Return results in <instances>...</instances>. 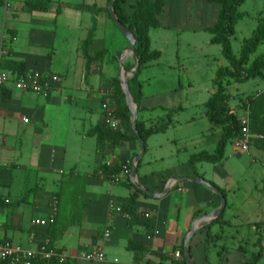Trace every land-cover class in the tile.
<instances>
[{
	"label": "crops",
	"instance_id": "0c3cea01",
	"mask_svg": "<svg viewBox=\"0 0 264 264\" xmlns=\"http://www.w3.org/2000/svg\"><path fill=\"white\" fill-rule=\"evenodd\" d=\"M30 1L0 0V72L11 75L0 85V243L36 249L47 242L67 251L69 264H183L181 249L186 251V240L196 227L188 243L194 264H264V150L252 142L250 152H242L231 142L233 152L226 147L221 163L196 164L200 177L190 167L192 155L214 154L222 137V128L210 122L206 106L216 92L217 70L228 66L222 48L223 58L198 55L209 66L206 86L198 88L196 62L181 52L179 41L172 60H166L169 33L177 30L170 18L179 4L168 6L164 0L161 26L150 29L151 47L162 57L129 77L138 121L144 131L156 129L138 163V181L147 190L139 188V193L124 169L116 176L100 174L103 166L124 168L129 162L134 166L142 145L133 128V114L131 124L120 127L129 140H109L100 151L97 137L88 135L105 127L106 100H112L116 109L120 106L114 93L116 80L123 71L136 68L132 56L121 64L130 42L123 33L117 36L106 9L108 0H43L52 2L47 12L34 10ZM133 3L126 1L128 12ZM94 16L98 26L91 55L107 50L108 35L116 45L112 57L94 62L87 76L82 45ZM215 21L194 24L189 30L195 35L208 33L205 28ZM161 35L164 44L158 40ZM72 42L75 55L68 53L66 72L56 73L53 60L58 49L71 47ZM211 45L209 34L204 49ZM190 47L201 52L196 44ZM77 57L84 59L80 75L72 68ZM15 64H24L25 74L57 75L60 82L47 96L23 92L16 88L17 75L11 72ZM253 80L255 87L247 92L261 94L264 79ZM108 89L112 96H106ZM230 94L232 113L240 118L238 99ZM241 154L250 159L244 169ZM19 178L24 188L16 187ZM187 178L204 179L225 192L227 206L220 217H210L222 205L219 195L209 185ZM171 180L176 181L163 195ZM133 194L136 212L130 215L124 206ZM35 220L42 225H34ZM97 248L105 253L103 261L82 258V253ZM178 251L181 258L175 256Z\"/></svg>",
	"mask_w": 264,
	"mask_h": 264
},
{
	"label": "trees",
	"instance_id": "16d2710c",
	"mask_svg": "<svg viewBox=\"0 0 264 264\" xmlns=\"http://www.w3.org/2000/svg\"><path fill=\"white\" fill-rule=\"evenodd\" d=\"M112 0H108L107 12L113 20L109 5ZM127 0H116L114 10L120 22L130 30L136 37V56L140 62L138 73L145 67L152 65L162 57V52L154 50L151 47L150 29L161 26L160 16L163 14L166 3L164 0H135L132 11L128 12L124 6ZM218 5V13L215 24L205 28V31L211 35V44L220 45L222 55L228 62V66L220 67L215 75L213 84L216 87V92L207 102L208 115L210 122L223 130L221 140L218 143L216 152L210 154L206 151L194 154L190 158V167L194 176L200 177L196 171V164L200 162L221 163L225 159L226 147L239 136L241 132L240 118L232 113L230 105L232 95L228 92L227 87L231 83L243 84L252 79H264V53H258L259 48L264 44V11L259 18L257 28L252 32L251 36L243 40L239 55L235 54L232 40L236 35V26L239 20L248 17L247 13H241L239 8L246 0H209ZM29 4L36 11L47 12L52 8L51 1L31 0ZM58 9V13H60ZM114 21V20H113ZM115 23V22H114ZM116 25V23H115ZM97 18L93 17V27L90 30L88 38L82 45L84 58L87 61V76L91 73V66L104 58L107 50L100 51L95 55H91L90 46L92 45L97 31ZM118 28V26L116 25ZM119 29V28H118ZM12 68L13 75L20 77L25 75L24 64H15ZM114 93L120 102L116 113L122 125L132 122V112L126 100L120 79H117L114 85ZM248 101L250 105L251 117V133L256 136L253 142L257 147L264 150V91L261 94L249 95ZM242 101H245L244 99ZM137 103V101H136ZM105 125V124H104ZM158 130V129H157ZM156 129L144 131L141 122L138 121V132L142 139L146 142L147 138L152 135ZM91 137H97L98 149L101 151L106 147V142L111 140L113 143L129 140V136L122 133L120 130L114 131L105 125L104 128L96 127L89 134ZM146 146V145H145ZM103 173L106 176L119 175L123 168L103 166ZM129 172L128 181L134 186L137 192L142 193V190L137 188L130 178ZM213 184V183H212ZM214 185V184H213ZM220 191L225 194L223 190ZM137 196L133 194L130 197L129 205L124 206V210L130 215L135 214V209L132 208L136 204ZM184 255L183 264H187L185 258V250L181 249ZM36 264H69V260L65 263L58 261H38Z\"/></svg>",
	"mask_w": 264,
	"mask_h": 264
},
{
	"label": "rangeland",
	"instance_id": "374dc122",
	"mask_svg": "<svg viewBox=\"0 0 264 264\" xmlns=\"http://www.w3.org/2000/svg\"><path fill=\"white\" fill-rule=\"evenodd\" d=\"M177 2L179 6H177L173 10V17L170 18L171 23L176 27L177 30L171 31L169 34L171 36L170 39V46H166V60L170 61L172 60V56L174 53V49L177 46V41L181 43V52L188 53L192 56V61L196 62V69L195 73L199 78V81L197 82L199 87L202 88L204 85L206 86L207 83V75H208V69L209 66L205 63V61H202L200 59V56H198L201 53L210 54V56L215 55L222 57L221 55V46L219 45H211L210 49H204V43L206 42V38L209 37L208 33H202L195 35L193 32H191L189 29L190 27H193L194 24H204V25H212L215 21V15H216V9L218 10V5L215 3H212L209 0H168V6L172 5L173 3ZM108 6V5H107ZM106 6V9H107ZM239 11L241 13H247L248 17H245L238 21L236 26V35L232 40L233 43V49L235 54L239 55L240 49L243 43L244 39H247L251 36L252 32L257 28L259 18L261 16L262 11H264V0H246V2L239 8ZM84 24L87 22L86 18H83ZM75 24L74 22H72ZM71 24V26H73ZM115 32L117 33V36L120 38L122 37V32L116 27L115 23H112ZM163 29H161V32ZM156 32V31H155ZM101 34L105 35V30L102 29ZM155 34V33H154ZM155 37V35H154ZM157 41V38H154ZM159 41H162L163 44L165 42V38H163V35H161L158 39ZM191 44H196L200 46L201 52H196L195 50H192L193 48L190 47ZM116 45V42L113 38H111L109 35L106 39V48L108 50V54L106 55V60L112 57L114 47ZM71 47L68 48H59L57 56L54 58L53 62V71L59 74H64L66 72V60H67V54L71 53L74 54L73 46H75V42H72ZM264 52V44L260 46L258 53ZM174 57V56H173ZM223 58V57H222ZM84 59H75L73 60L74 66L72 67L73 70H75L77 75H80L82 72V69L84 68ZM213 62V59H212ZM227 62V61H226ZM84 70V69H83ZM124 73V71H123ZM130 79V78H129ZM257 81L255 80H249L243 84H233L231 83L228 85L227 90L228 92L232 93L235 98L238 99V105L242 109V115L245 113H248L250 111V105L248 101V96L251 89L255 87ZM130 83V81H129ZM233 84V85H232ZM232 85V86H231ZM238 91L240 92H247V94H236ZM245 101H242V100ZM134 100V99H133ZM135 104L136 101L134 100ZM233 152L231 143L227 146V152ZM241 153V152H240ZM243 161V169L246 168L245 164H250V159L247 156V154H241ZM24 181L22 178H19L16 187H23L24 188Z\"/></svg>",
	"mask_w": 264,
	"mask_h": 264
},
{
	"label": "built area",
	"instance_id": "2783aa9c",
	"mask_svg": "<svg viewBox=\"0 0 264 264\" xmlns=\"http://www.w3.org/2000/svg\"><path fill=\"white\" fill-rule=\"evenodd\" d=\"M11 80V75L7 72H0V85H3ZM60 82V77L57 75L44 76L40 72L27 73L15 79L16 88L23 92H33L39 96H47L51 89ZM106 96H112L113 90L108 89ZM112 100H106L103 103L104 110V123L107 127L114 131L120 130L121 122L116 113V107ZM28 120L25 119V122ZM241 132L239 136L233 139V146L235 149L242 152H250L253 139L256 137L251 133V117L250 112L245 113L240 117ZM132 162L127 163L124 166L126 172H131ZM103 174V171H100ZM2 185L0 183V191ZM55 207V206H54ZM119 211L121 208H117ZM55 210V208H54ZM149 215H147L148 217ZM55 213L53 212L50 221L53 222ZM34 225H42L41 220L33 221ZM105 237L109 239L111 232L106 231ZM82 258L88 261H103L105 259V253L101 248H97L90 252L82 253ZM177 258H181V252H176ZM69 254L65 250H60L55 247H51L50 244L43 243L36 249L25 248L20 245H15L10 241L0 243V264H36L38 261H58L60 263L67 262Z\"/></svg>",
	"mask_w": 264,
	"mask_h": 264
},
{
	"label": "water",
	"instance_id": "95a60500",
	"mask_svg": "<svg viewBox=\"0 0 264 264\" xmlns=\"http://www.w3.org/2000/svg\"><path fill=\"white\" fill-rule=\"evenodd\" d=\"M116 0H112L110 5H109V9H110V12H111V15H112V18L114 20V22L116 23V25L118 26L119 30L124 34V36H126V38L129 40L130 42V45L127 49V52L125 54V57L122 61V66L124 65V62L129 58V57H133L134 60H135V63H136V68L135 70H133L131 73H128V72H125L124 73L122 72V75L120 77V80H121V83H122V86H123V89H124V92L126 94V100H127V103L130 107V110L133 114V128L135 130V132L137 133L139 139H140V142H141V145H142V151L141 153L136 157L135 161H134V166H133V171H132V178H133V182L135 183V185L146 191L147 190L139 183L138 181V163L141 159V157L145 154V150H146V147H145V141L142 139L141 135L139 134L138 132V111H137V105L135 104L134 100H133V96H132V93H131V90H130V86H129V77L130 75L134 76L135 74L138 73L139 69H140V62L136 56V37L134 36V34L132 32H130V30L128 28H126L121 22L120 20L118 19L117 15H116V12L114 10V3H115ZM189 180H192V181H196V182H202L204 184H207L209 185L210 187H212V189L219 195V197L221 198V201H222V205L221 207L216 211L214 212L210 217L211 218H218L221 216L222 212L224 211V209L226 208L227 206V199L226 197L224 196V194L215 186L211 185L209 182H207L206 180L204 179H201V178H187ZM176 180H171L167 190H165V192L163 193L166 194L167 191L171 188V186L173 185V183L175 182ZM152 196H156V197H160L161 194H155V193H150ZM196 231V227L193 228L191 234L189 235V237L187 238L186 240V251H185V255H186V259H187V264H194L193 262V259H192V256H191V253H190V250H189V246H188V243L190 241V238L191 236L194 234V232Z\"/></svg>",
	"mask_w": 264,
	"mask_h": 264
}]
</instances>
